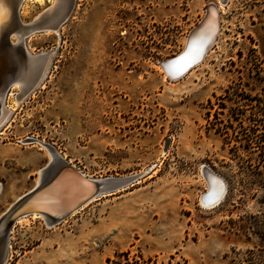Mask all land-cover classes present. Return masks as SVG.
<instances>
[{"label":"rangeland","instance_id":"rangeland-1","mask_svg":"<svg viewBox=\"0 0 264 264\" xmlns=\"http://www.w3.org/2000/svg\"><path fill=\"white\" fill-rule=\"evenodd\" d=\"M51 2L26 1L22 21ZM72 4L58 34L26 41L51 55L43 83L18 105L4 96L0 215L48 162L42 145L22 139L51 145L93 178L142 173L52 228L20 219L4 264H253L251 251L264 261V0ZM210 5L221 21L212 50L165 80L162 60ZM205 165L227 184L211 209L199 199Z\"/></svg>","mask_w":264,"mask_h":264},{"label":"bare ground","instance_id":"bare-ground-1","mask_svg":"<svg viewBox=\"0 0 264 264\" xmlns=\"http://www.w3.org/2000/svg\"><path fill=\"white\" fill-rule=\"evenodd\" d=\"M26 1H28V0H0V76L3 75L2 70H4L5 65L7 66L8 63H9V65H10V63L12 65V61L15 60L14 61L15 63H13L14 64V66H13L14 67L13 74L11 75L13 77V80L6 87L7 89H5L3 92L0 90V107H1L0 108V128L5 123V121H6L7 117H8V114L10 112L9 107L7 105H5V102H4V100H5L4 99V96H5L6 92L9 91L6 95H13V97L15 98V103L18 105L23 99H25L29 94H31V92L37 86V84L40 85L41 83H43L42 81L47 76V72H48L47 69L49 68L48 67L49 66V61L51 59L50 58L51 55H49L46 52H39L37 54L32 53L31 50H29V48L26 45V41H27V39L30 38V35L29 36H26L25 38L23 37L24 39L22 40L21 34H22V31L23 30L22 31H19L17 29V27H15L16 25L13 23V20H14L13 18H15V19L18 18V22H19L18 23L19 24L18 26H28L29 24H31V22H28V23L23 22L22 19H21V16H20V14H22V10L21 9L23 8V5H24V3ZM218 1L220 3H222L221 0H218ZM57 5H60L59 8L63 9L64 7H66V0H52L51 4L49 6H47L45 8V10H47V12L51 13V12H53V9ZM40 14L41 13H39L37 16H35L33 20H36ZM204 16H207L206 17V20H207L206 27H208V31L207 30L206 31L209 32V34L210 33H213V31H214V27L212 25L213 19L211 20L212 12H210L209 9H206L202 13V16H201L202 19L204 18ZM52 22L55 23L54 22V19L53 18L52 19L51 18H48L47 23L48 24H51ZM196 24H194L190 28L189 31H191V29H193L196 26ZM9 28H11V33L7 36V38H8V41L12 44V49H14V51L13 50L5 49L4 48V45H3V37H4L5 33H7V31L9 30ZM51 29H53V27L49 26V27H47V30H45V32H47V33L53 32L54 34H58L57 31L59 29H56L55 31H52ZM193 33H195V30H193L190 34H193ZM203 35H205V34H200L199 35V33L197 32L195 34V36H193V37L190 38V39H193L192 41H193V44H194V52H196V53L198 52V54L196 55V58H194V60H193V63L194 64H196V63L199 64L203 60V58L205 59L204 56L207 55L212 50V48L209 49L206 52V54L202 57L204 50H202V51L200 50L201 51L200 52L198 49L199 48L200 49L203 48V47H201V39H202L201 36H203ZM217 37L218 36H216L215 42L217 41ZM187 38L188 37L186 36L185 37V42H184L183 48L177 54L169 57L170 59H173L175 56H177L179 53H181L183 51L184 47L186 46ZM21 43H24L25 48H26V51L30 55L31 59H26V58L23 57V54H19V50H22L23 53H24L23 46H22ZM15 50L17 51L16 53H14ZM4 52L7 53V57H3L2 58V55H4ZM42 55H46L48 57V59L46 58V60L44 62H42V60L39 59V56H42ZM189 56L190 55L187 54L184 58H182L181 61L175 62V63H173L170 66L171 67V72H173V74L177 75L176 77H178L179 75H181L184 71H186L191 66V64H189ZM201 57H202V59H201ZM169 58H167V59H169ZM164 60H166V59H164ZM164 60H162V61H164ZM4 61H7L6 64L4 63ZM170 62H172V60ZM197 64L195 66H197ZM195 66H193L192 68H189L185 72L184 75H182L181 77H179L176 80H171V82L178 81L181 78H184L186 75H188L195 68ZM160 69H161V72H163V75H164L165 80H167V75L168 74H166L167 72H165L166 69L164 70L163 68H161V66H160ZM32 83H33V85H32ZM11 86H12V88L14 86L17 87L16 93L11 92ZM3 102H4V105H3ZM27 139L30 140L29 138H27ZM32 139H34V138L32 137ZM34 140L36 142H38L40 145H42L44 147V149L46 150L47 155H48V162H50V160L54 159L52 153L50 152L49 148L47 147V145H49V144H46V143L41 142V141H38L37 139H34ZM20 141L24 142L26 140H23L22 139ZM26 143L28 144V142H25L24 144H26ZM55 153L57 155L61 156L64 161L68 162L73 168H75L85 179H88V180H91V181H103L104 182V180L111 181V180L114 179V181H115L114 183H117V181H120L122 179L129 178L131 176H136V175H139L140 176V174L142 173V172H140V174L139 173H132V174H129V175H122V176H108V177H101V178H93V177H90V176L86 175L81 170H79L70 160H68L64 155L60 154V152L58 150L55 149ZM47 163L42 168H40L38 170V178L36 180V184L34 185V187L31 188L30 190H28L27 192H25L23 195H25L28 192H30L32 189L35 188V186L37 187L39 185L40 180H41V177H42V174L45 175L44 172L41 174V170L47 165ZM52 167H53V170H51V172H50V170L47 172V174L49 176L51 175L50 178H52L53 176H54L53 178H55V176L58 175L57 171L59 169L60 170H63L64 169V167H61L56 162L53 164ZM153 169H154V166L150 170H153ZM153 171H151V172H153ZM201 171H202L201 177L203 179L205 189L199 195L200 204L205 209H211V208L215 207L216 205H218L225 198V195L227 193V184H226V181L224 180V178L221 175L217 174L211 167H207L205 165V167L203 166V168H202ZM52 172H53V174H52ZM61 173H62V171H61ZM66 177L68 178L67 175H66ZM219 177H221L223 179V182L220 180ZM67 178H63L57 184L56 189L53 190V191H51L50 194L53 193V192H55V191H57V189L58 190L60 189L62 195H64L65 198H66L65 199L66 202H70V201H73L74 202L77 199H79V197L81 195L80 193L83 191V189L78 190V187L75 189V186H74L75 184H70V183L67 184V182H66L67 181ZM116 178H119L120 180H116ZM48 180H50V179H48ZM63 181H64L63 186L61 185L59 187V184H61ZM131 185L132 184H129L128 186H131ZM128 186L119 187L118 189L115 190V192L108 193L106 195H111V194H114V193H117V192H121V191L125 190ZM64 192L66 194H68V195H65ZM23 195H21L18 198H16V200L12 204H10L8 206V208L2 213V214H4V216H3L4 217V220L0 224V238H1V235H2V233L4 231V229L8 227V226H6V222L8 221V217L17 208L18 203L20 204V201H21L20 198ZM57 195H59V194H57ZM57 195H55V196H57ZM50 196L51 195H49V198L53 199V197H50ZM62 198H63V196H61V199ZM94 200H96V199H92L89 202H87L86 204H88V203H90V202H92ZM50 201L52 202L51 205H54L55 202L58 201V200H56V201L55 200L54 201L50 200ZM30 205L32 207H35L37 205V203L35 201H33V203H31ZM57 209H58V207H55V209L54 208L48 209V213L50 215H53V214H55V211H57ZM75 212L76 211H73L70 214V216L72 214H74ZM23 215L24 216L18 218L12 224V226H11L12 228L15 225L16 222H18L22 218H26L27 216H29V217L31 216V217H34V218H40V219H42L43 222H44V224H45V226L47 228L54 227V225L51 226V224H49L47 222L45 216L42 215V214H37L36 212H33L32 214H23ZM9 226H10V224H9ZM10 233H11V231H10Z\"/></svg>","mask_w":264,"mask_h":264},{"label":"water","instance_id":"water-1","mask_svg":"<svg viewBox=\"0 0 264 264\" xmlns=\"http://www.w3.org/2000/svg\"><path fill=\"white\" fill-rule=\"evenodd\" d=\"M227 0H221V2H226ZM69 3V4H68ZM60 5H57L54 9L53 12L49 13L47 12V10H43L41 12V14L38 16V18L36 20L31 21V24H29L28 26H18L19 22H18V18L15 19L13 18V23L16 25L15 27H17V29L19 31H22L21 37L22 40L26 37L29 36L35 32H45V30H47V27L51 26L53 27V29H51L52 31H55L56 29H59L60 26H62L69 18V15L72 11L73 8V4H72V0H66V7H64L63 9L59 8ZM209 11L212 12V17L211 20L213 19V27H214V31L213 33L207 32L208 31V27H206V17L204 16V18L193 28L191 29V31L195 30V33L190 34L187 36V49H186V53L182 54L181 56L180 53L177 55V57L173 58V59H166L164 61L161 62L160 66L161 68H163L165 70V72H167V80H176L179 77H181L182 75L185 74V72L189 69L192 68L193 66H195L196 64L193 63L194 58H196V55L198 54V52H194L191 53L192 50V46H193V39H189L190 37L195 36V34L198 32L199 35L200 34H205L203 36H201V47L203 48H199L198 50L203 52L202 57L206 54V52L212 47V45L215 42L216 36L218 34V29L215 31L216 29V23L217 20L214 18V13H215V9L213 7L209 8ZM14 17V16H13ZM48 18H53L55 23H51L48 24L47 20ZM197 27V28H196ZM50 29V28H49ZM13 30V29H12ZM207 30V31H206ZM11 33V28H9V30L7 31V33H5L4 37H3V45L5 49L8 50H13L12 49V44L8 41L7 36ZM24 37V38H23ZM23 46V50H19V54H23V57L26 59H31L30 55L28 54V52L26 51L25 45L24 43H21ZM20 45V44H19ZM186 47V46H185ZM184 47V49H185ZM183 49V51H184ZM7 51V50H6ZM182 51V52H183ZM200 51V52H201ZM17 51L15 50L14 53H16ZM199 52V53H200ZM190 53V54H189ZM186 54H189V64H191V66L184 71L181 75H179L178 77H176L177 75L173 74V72H171V65L175 62H178V60H181L182 58H184L186 56ZM179 56V57H178ZM3 57H7V53L4 52V55H2ZM201 57V59H202ZM46 58L48 59V57L46 55H42L39 56V59L42 60V62H44L46 60ZM172 60V62H170ZM15 60L12 61V65L10 63H8V65H5L4 70H2L3 75L0 76V90L3 92L5 89H7L6 87L11 83V81L13 80V77L11 76L13 74V70H14V62ZM7 61H4V63L6 64ZM168 67V68H167ZM15 80V79H14ZM33 85V83H32ZM1 108V107H0ZM30 140H28L27 138L25 139L26 141L24 142H28V143H32L35 140L32 138H29ZM32 139V140H31ZM47 147L49 148L50 152L53 155L52 160H50V162L47 163V165L41 170V174L44 172L45 175L42 174L41 180L39 185L34 189H32L30 192H28L27 194L23 195L20 199V204L18 203L17 208L14 210V212L8 217V221L6 222V226H8L7 228L4 229L1 238H0V264H4L6 259H7V246H8V240H9V233L11 231V226L12 224L20 217L24 216L23 214H32L33 212H36L37 214H42L45 216L47 222L49 224H51V226H55L56 224L60 223L61 221L65 220L67 217L70 216V214L73 211H77L79 210L82 206H84L87 202H89L92 199H98L99 197L106 195L108 193H113L115 192L116 189H118L119 187H125L128 186L129 184H132L133 182H135L138 178L139 175L136 176H131L129 178L126 179H122L120 180L119 178H116V180H120L117 181V183H114V179L111 181H91L88 179H85L75 168H73L68 162L64 161L63 158L59 155H57L55 153V148L47 145ZM55 154V155H54ZM59 164L61 167H64L63 170H58L57 173L58 175L55 176V178H50V176L47 174V172L50 170H53V164L54 163ZM62 171V173H61ZM64 171V172H63ZM53 174V172H52ZM66 175L68 176V178L66 177ZM63 178H67V184H75V189L78 187V190L83 189V191L80 193V197L79 199H77L76 201H70V202H66L65 201V196L62 195L60 189L53 193L50 194L51 191L55 190L57 187V184L63 179ZM50 179V180H48ZM119 182V183H118ZM64 181L59 184V187L62 185L63 186ZM66 184V185H67ZM58 187V188H59ZM77 190V191H78ZM63 192V191H62ZM54 194V195H53ZM59 194V195H57ZM65 195H68L64 192ZM49 195H51L50 197H53V199L56 201L54 205H51V201H54L53 199L49 198ZM57 195V196H55ZM55 196V197H54ZM61 196H63V198L61 199ZM50 199V200H49ZM33 201H35L37 203V205L35 207H32L30 204L33 203ZM216 202V201H215ZM55 207H58L57 211H55V214L50 215L48 213V209H52ZM4 214H2L0 216V224L1 222H3L4 220ZM10 224V226H9Z\"/></svg>","mask_w":264,"mask_h":264},{"label":"trees","instance_id":"trees-1","mask_svg":"<svg viewBox=\"0 0 264 264\" xmlns=\"http://www.w3.org/2000/svg\"><path fill=\"white\" fill-rule=\"evenodd\" d=\"M250 254H251V257H252L251 260H252L253 264H264V261L260 260V254L254 252V251H251Z\"/></svg>","mask_w":264,"mask_h":264},{"label":"flooded vegetation","instance_id":"flooded-vegetation-1","mask_svg":"<svg viewBox=\"0 0 264 264\" xmlns=\"http://www.w3.org/2000/svg\"><path fill=\"white\" fill-rule=\"evenodd\" d=\"M11 88H12V86H11ZM16 93V92H15Z\"/></svg>","mask_w":264,"mask_h":264},{"label":"crops","instance_id":"crops-1","mask_svg":"<svg viewBox=\"0 0 264 264\" xmlns=\"http://www.w3.org/2000/svg\"><path fill=\"white\" fill-rule=\"evenodd\" d=\"M8 208V207H7Z\"/></svg>","mask_w":264,"mask_h":264}]
</instances>
